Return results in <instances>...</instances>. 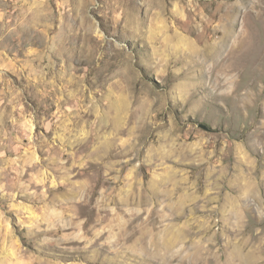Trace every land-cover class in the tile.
Instances as JSON below:
<instances>
[{"label":"rangeland","instance_id":"rangeland-1","mask_svg":"<svg viewBox=\"0 0 264 264\" xmlns=\"http://www.w3.org/2000/svg\"><path fill=\"white\" fill-rule=\"evenodd\" d=\"M263 8L0 0V264H264Z\"/></svg>","mask_w":264,"mask_h":264},{"label":"bare ground","instance_id":"bare-ground-1","mask_svg":"<svg viewBox=\"0 0 264 264\" xmlns=\"http://www.w3.org/2000/svg\"><path fill=\"white\" fill-rule=\"evenodd\" d=\"M263 9H262V12H259L257 14V16L258 17H262L264 19V11H263ZM232 13H233V11H228L227 14H226V18L224 16L225 23H224V25L222 27L224 29H222L223 31H222V40H221V42L220 43H214V42L213 43H207L206 45L203 46V48L201 50H199L201 53H203V56L205 58H207V59H209L211 61L212 60L214 61V59L215 60H217V59L219 60L221 58H225V59L228 60V58L230 56L231 57H233V56L235 57L236 56V49H235V46H234L235 45V41H236V39L243 40V38H242L243 37V33H242L241 29H240V31L237 32V34H236V29H235V24H234V22H235V14H232ZM244 39H245V37H244ZM241 43H242V41H241ZM227 72H230L229 69H228Z\"/></svg>","mask_w":264,"mask_h":264}]
</instances>
